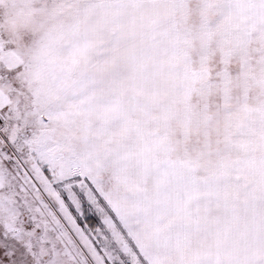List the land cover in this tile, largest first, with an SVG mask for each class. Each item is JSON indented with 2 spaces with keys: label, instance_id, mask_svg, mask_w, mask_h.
<instances>
[{
  "label": "snow or ice",
  "instance_id": "6c2138e0",
  "mask_svg": "<svg viewBox=\"0 0 264 264\" xmlns=\"http://www.w3.org/2000/svg\"><path fill=\"white\" fill-rule=\"evenodd\" d=\"M0 264H264V0H0Z\"/></svg>",
  "mask_w": 264,
  "mask_h": 264
}]
</instances>
